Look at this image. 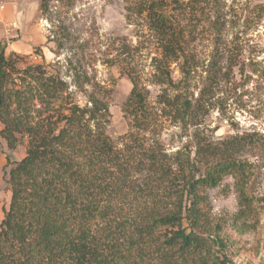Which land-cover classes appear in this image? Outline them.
Instances as JSON below:
<instances>
[{
    "label": "trees",
    "instance_id": "1",
    "mask_svg": "<svg viewBox=\"0 0 264 264\" xmlns=\"http://www.w3.org/2000/svg\"><path fill=\"white\" fill-rule=\"evenodd\" d=\"M50 1L40 0L42 14ZM170 7L167 0L131 5L147 12L164 58H183L186 73L187 35ZM21 60L0 44V136L9 148L27 138L26 154L8 172L0 264H230L233 240L212 215L208 191L235 178L241 212L232 222L264 208V197L247 192L249 163L237 155L243 137L199 141L194 160L144 143L152 119L133 79L127 104L138 112L119 148L106 130L111 89L87 81V91L76 72L82 104L62 78Z\"/></svg>",
    "mask_w": 264,
    "mask_h": 264
},
{
    "label": "rangeland",
    "instance_id": "2",
    "mask_svg": "<svg viewBox=\"0 0 264 264\" xmlns=\"http://www.w3.org/2000/svg\"><path fill=\"white\" fill-rule=\"evenodd\" d=\"M135 1L51 0L42 14L40 0H13L20 7L26 3L27 20L32 15L26 37L32 49L16 52L20 65H42L67 82L71 98L82 104L86 97L76 86V72L87 91V81L111 89L106 130L119 148L138 112L137 105L127 104L133 79L142 111L152 119L141 131L144 143L194 160L199 141L216 145L243 137L245 146L237 155L249 163L247 192L263 198L264 0H167L187 35L186 73L183 58H164L147 12L131 8ZM26 150V137L9 148L0 136V223L11 200L8 172ZM208 193L212 215L223 219L233 240L228 263L264 264V208L254 219L232 222L241 212L232 175ZM97 224L106 226L100 218Z\"/></svg>",
    "mask_w": 264,
    "mask_h": 264
},
{
    "label": "crops",
    "instance_id": "3",
    "mask_svg": "<svg viewBox=\"0 0 264 264\" xmlns=\"http://www.w3.org/2000/svg\"><path fill=\"white\" fill-rule=\"evenodd\" d=\"M1 1L6 2V8L0 11V44L5 45L7 54L11 51L25 54L31 52L32 46L26 37L30 34L27 21L32 20V15L27 20L26 3L20 7L13 0ZM9 4L13 6L9 7Z\"/></svg>",
    "mask_w": 264,
    "mask_h": 264
},
{
    "label": "built area",
    "instance_id": "4",
    "mask_svg": "<svg viewBox=\"0 0 264 264\" xmlns=\"http://www.w3.org/2000/svg\"><path fill=\"white\" fill-rule=\"evenodd\" d=\"M5 8H6L5 4H2V3L0 2V11L5 10Z\"/></svg>",
    "mask_w": 264,
    "mask_h": 264
}]
</instances>
